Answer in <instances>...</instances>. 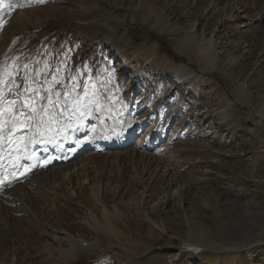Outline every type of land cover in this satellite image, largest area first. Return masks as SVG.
<instances>
[{
    "label": "rangeland",
    "instance_id": "1",
    "mask_svg": "<svg viewBox=\"0 0 264 264\" xmlns=\"http://www.w3.org/2000/svg\"><path fill=\"white\" fill-rule=\"evenodd\" d=\"M11 2L0 82L137 128L70 177L51 179L56 166L30 179L36 193L4 191L0 258L58 263L73 238L95 248L61 264H264V0ZM192 243L214 251L192 260Z\"/></svg>",
    "mask_w": 264,
    "mask_h": 264
},
{
    "label": "bare ground",
    "instance_id": "2",
    "mask_svg": "<svg viewBox=\"0 0 264 264\" xmlns=\"http://www.w3.org/2000/svg\"><path fill=\"white\" fill-rule=\"evenodd\" d=\"M6 10L8 11L6 12ZM10 11L11 8L7 6L1 12L0 29L1 25L9 19V17L6 16L5 13H8ZM2 13L5 15H3ZM23 14L24 12H20V15L23 16ZM180 71L182 72L181 74L188 76L191 73L189 67H186V65L182 66V70L180 69ZM6 80L2 79L0 82V113H2L0 114V165H2V167H0V171L2 175H9L10 168L13 165H17L19 162H21L22 165L27 169L29 166L26 157L32 152L40 153L41 162L37 171L20 180L18 184L10 188L15 189V187L18 188L19 186L21 195L25 196L26 193H28V190H30L32 193H36V191L32 189L30 179L37 178L36 176H38L41 170H43L41 172L50 173V170L53 167L67 165L61 169L56 168L57 170L55 171L53 169V171L51 172V179L52 177L53 179L58 177L60 178L62 176H65V178L67 176L70 177V175H74L76 173V171H71L70 165H74V163L80 160L81 157L88 151H99L106 149L110 150L113 148H117V150H120V148H127L129 142L133 140V131L136 121L132 114L128 112L126 113L123 120H114L112 124L108 125L104 121L105 118L104 120H101L100 117H96L97 111H99L97 105L99 104L91 102L87 104L82 110H74L73 107L69 108L67 106H64L62 104L63 101L61 100V98L57 99L54 102L51 101V96L48 99L43 100V94L42 92H40L41 83L30 85L27 78L25 83H22L21 89H19L20 85L15 86V83H8ZM50 101L52 102V105L49 104ZM56 104L59 105L58 110ZM33 106L37 107L38 109L41 108V106H44V111L42 113L44 120H48L49 117L55 114L53 122L51 124L32 123L31 127H29V121L26 119V114ZM14 115L16 117V122L12 123L11 120ZM113 115L115 117V114ZM104 136H107L106 141L101 139L98 140L99 138H103ZM57 140L58 142H56ZM40 141H46V145L39 147L38 143ZM59 143L63 144L64 148L59 147ZM50 156H52V158H54L55 156H60L62 158V162L60 163V165L54 163L49 164ZM45 179H47V177ZM45 179H43L41 183H43ZM1 195L2 194H0V197ZM23 204L25 206L23 207L26 210L30 211V205L28 206L24 202ZM27 217L28 220H31L30 216ZM93 220L94 222H96L95 217L93 218ZM98 226L99 223L91 227L96 231ZM188 233L190 234V237H193V232L189 231ZM200 236V240H211L210 236L206 233H202ZM69 241L72 249L71 253H66V249H63V256L61 255L58 263L54 264H61V261H64L65 258H68L69 260H75L77 258L78 250L80 249L92 250L95 248L92 244H86L87 242L85 243L83 242V240H74L72 238ZM197 244L198 243H192L191 245L182 246L179 245L181 247L180 252L189 246L202 247L203 249L201 252L188 253L189 255H191V259L195 260V258H197L198 256H202V254H204L205 252L214 251V249H211L207 245V247H203V244ZM224 249L230 250L229 248ZM0 264L20 263L15 260L6 262L0 258Z\"/></svg>",
    "mask_w": 264,
    "mask_h": 264
},
{
    "label": "snow or ice",
    "instance_id": "3",
    "mask_svg": "<svg viewBox=\"0 0 264 264\" xmlns=\"http://www.w3.org/2000/svg\"><path fill=\"white\" fill-rule=\"evenodd\" d=\"M40 2H43V0H40ZM20 6L23 7L24 5L21 4ZM4 7H5L4 0H0V9H3ZM8 7L11 8L12 4L9 3ZM65 103H67V101H65ZM49 104L52 105V102L50 101ZM53 107H54V105H53ZM43 111H44V106H41V108H39V109L35 106L31 107L30 111L26 114V119L29 121V127H31L32 123L51 124L53 122L55 114H53V116L49 117L48 120H44V117L42 114ZM0 114H2V113H0ZM11 122L12 123L16 122L15 115L12 117ZM0 167H2V165H0ZM5 179H7V177H5ZM0 183H4V180H0Z\"/></svg>",
    "mask_w": 264,
    "mask_h": 264
}]
</instances>
